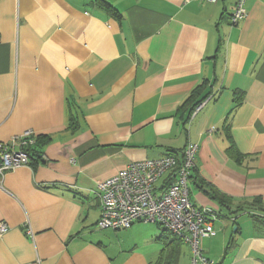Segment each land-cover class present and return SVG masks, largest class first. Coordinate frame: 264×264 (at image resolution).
<instances>
[{"label":"crops","instance_id":"crops-1","mask_svg":"<svg viewBox=\"0 0 264 264\" xmlns=\"http://www.w3.org/2000/svg\"><path fill=\"white\" fill-rule=\"evenodd\" d=\"M236 2L0 0V142L37 141L2 179L0 264H191L157 224L98 227L100 182L189 142L206 256L264 264V0L234 26Z\"/></svg>","mask_w":264,"mask_h":264},{"label":"built area","instance_id":"built-area-1","mask_svg":"<svg viewBox=\"0 0 264 264\" xmlns=\"http://www.w3.org/2000/svg\"><path fill=\"white\" fill-rule=\"evenodd\" d=\"M216 3L219 0H205ZM247 0H237L230 20L236 26L247 17ZM204 106H196V115ZM36 143L32 130L8 142H0V186L8 172L30 167L28 150ZM199 147L189 142L179 158L169 154L160 159L131 163L117 175L98 185L101 230H127L135 223L157 224L189 246L191 264H216L203 250V240L217 235L214 222L219 214L209 208H199L190 198V183L196 169ZM166 177L164 186L158 182ZM10 230L0 221V237ZM28 235H32L30 229Z\"/></svg>","mask_w":264,"mask_h":264},{"label":"trees","instance_id":"trees-1","mask_svg":"<svg viewBox=\"0 0 264 264\" xmlns=\"http://www.w3.org/2000/svg\"><path fill=\"white\" fill-rule=\"evenodd\" d=\"M199 103H200V102L196 103V104L194 105V107H196ZM36 143H37V141H36ZM36 143H35V144H36ZM35 144H34V145H35ZM34 145H33V146H34ZM33 146H31V147L29 148V150H28V155H29V157H30L31 160H32L31 153H32V151H33ZM230 153H232V154H237L233 147H231ZM220 200H221L223 203H226V202H227V199H226L224 196H222V195H220ZM252 218H254V220H256V221H258V222H262V223H264V220H263L262 218H260L259 216H257V215H252ZM158 226H159V225H158ZM162 230H163L164 232H168L166 229H163V228H162ZM168 233H170V232H168ZM170 234H171V233H170ZM171 235H172V234H171ZM174 238H175L176 241H180V242H182L181 240H179V239L176 238L175 236H174ZM209 259H210V258H209Z\"/></svg>","mask_w":264,"mask_h":264},{"label":"rangeland","instance_id":"rangeland-1","mask_svg":"<svg viewBox=\"0 0 264 264\" xmlns=\"http://www.w3.org/2000/svg\"><path fill=\"white\" fill-rule=\"evenodd\" d=\"M148 225H155V224H150V223H148ZM156 226V225H155ZM160 228L162 229V227L160 226ZM107 231V230H106ZM113 231V230H112Z\"/></svg>","mask_w":264,"mask_h":264}]
</instances>
